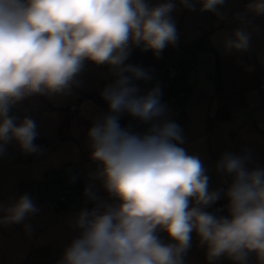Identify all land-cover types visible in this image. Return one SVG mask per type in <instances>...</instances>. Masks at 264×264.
<instances>
[{
    "label": "clouds",
    "instance_id": "obj_1",
    "mask_svg": "<svg viewBox=\"0 0 264 264\" xmlns=\"http://www.w3.org/2000/svg\"><path fill=\"white\" fill-rule=\"evenodd\" d=\"M179 2L189 10L199 3L201 12L224 18L225 0ZM175 9L173 0L154 6L146 0H0V156L13 140L26 154L40 151L33 143L35 122L25 118L17 126L8 115L12 104L31 94L65 92L85 60L109 65L117 77L101 93L109 114L94 122L88 138L91 158L102 165L98 176L118 203L78 213L73 226L80 235L58 264H183L193 230L207 245L210 262L227 255L244 264L254 252L264 264V169L249 171L247 154L224 152L215 169L233 178L224 193L230 218L202 211L220 199L222 190L209 191L203 161L180 146L183 129L164 118L168 108L161 102V86L139 94L134 81H150L151 73L124 63L130 44H143L142 50L151 49L159 58L176 43ZM246 9L264 14V0H252ZM249 40L245 30L237 29L223 44L227 51H247ZM122 112L156 122L143 135L133 133L121 128ZM85 195L96 199L88 189ZM192 199L196 206L189 208ZM3 211L0 224L8 225L38 209L24 194ZM158 227L176 243L163 244Z\"/></svg>",
    "mask_w": 264,
    "mask_h": 264
},
{
    "label": "crops",
    "instance_id": "obj_2",
    "mask_svg": "<svg viewBox=\"0 0 264 264\" xmlns=\"http://www.w3.org/2000/svg\"><path fill=\"white\" fill-rule=\"evenodd\" d=\"M146 2L154 6L164 0ZM250 2L252 0H225L220 7L223 19L210 12H201L199 3L195 10H189L174 2L176 9L171 14L178 39L166 47L206 33L214 50H200L196 55L207 59L211 80L207 88L198 93H194L192 87L190 102L184 108L187 120L181 126L185 142L180 146L203 161L210 177L209 191L222 190L219 200L201 209L216 217L230 218L229 199L224 193L233 178L216 171L215 164L221 155L224 152L236 156L247 154L250 157L245 165L247 170L264 169V100L259 90L264 83V14L247 11L246 5ZM237 29L249 34L248 50H225V38L232 37ZM216 58L217 74L214 73ZM216 76L219 77L218 86ZM116 78L109 65L85 60L82 70L65 92L31 94L10 107L8 115L16 118L17 126L25 118L35 122V140L43 142L44 147L38 153L26 154L13 140L0 156V217L6 214L3 209L12 207L24 194L30 196L38 209L21 223L0 224V264H58L65 249L80 235L81 230L73 226L78 213L85 209L91 211L100 203H118L98 176L102 165L91 158L88 138L94 122L104 116V109L92 96L103 99L102 91ZM157 83L156 78L152 79L139 94H145ZM221 104L226 117H215ZM69 105H76L73 114L68 112ZM167 108L164 118L175 121L179 110L170 105ZM155 122L140 121L138 134H145ZM73 182L81 185L79 196L58 209L53 208L51 203L58 199L65 183ZM86 189L95 195V200L85 195ZM218 202L225 205L222 214L213 210ZM193 206H196L194 199L190 200L189 208ZM156 235L163 244L176 243L160 227ZM190 244L183 254V264H240L227 255L210 262L208 247L200 243L195 230L191 233ZM244 264H259L256 254L249 253Z\"/></svg>",
    "mask_w": 264,
    "mask_h": 264
},
{
    "label": "trees",
    "instance_id": "obj_3",
    "mask_svg": "<svg viewBox=\"0 0 264 264\" xmlns=\"http://www.w3.org/2000/svg\"><path fill=\"white\" fill-rule=\"evenodd\" d=\"M143 44L136 46L130 44V54L128 59L124 62L126 65L131 64L134 66L141 67L148 70L153 79H157V84L162 88L163 95L161 97V102L170 105L176 110H179L176 114L175 122L180 125V127L186 122L187 116L184 113V108L190 102V93L192 90V84L186 80L185 75L178 74V68L182 66H187L189 63L195 68V57L200 50H213L207 40L206 33H202L196 38H193L185 43L179 44L177 46H168L163 49L160 53L159 58H157L153 50H142ZM214 51V50H213ZM169 65H174L176 67V76L170 77L167 72ZM215 74L219 73L218 59H215ZM125 75H128L125 73ZM195 80V78H194ZM219 77L216 76V84L219 85ZM150 81L136 80L134 83L142 90L149 86ZM217 88V87H216ZM104 109V115L109 114L108 102L98 95L92 96ZM223 106L219 105L215 117L225 116L222 114ZM226 117V116H225ZM210 117L209 119H211ZM119 124L121 128H126L133 133L140 132V119L131 116L127 112H122L119 114ZM67 190V198L69 202L76 196L75 188L78 187L81 193V185L78 182L65 183L63 186ZM62 187V188H63ZM64 206V205H62Z\"/></svg>",
    "mask_w": 264,
    "mask_h": 264
},
{
    "label": "built area",
    "instance_id": "obj_4",
    "mask_svg": "<svg viewBox=\"0 0 264 264\" xmlns=\"http://www.w3.org/2000/svg\"><path fill=\"white\" fill-rule=\"evenodd\" d=\"M173 2H176V3H180L179 0H173ZM167 72H168V75L170 77H175L176 76V67L174 65H169L168 68H167ZM259 90H260V94H261V97H262V100H264V83H262L260 86H259ZM76 110V105H69L68 107V112L73 114ZM33 143L41 150L43 149L44 147V144L43 142L39 141V140H34ZM80 189L75 188V193H76V196L78 197V192H79ZM67 190L65 187H63L61 189V192L59 194V197L57 200L53 201L51 203V206L55 209H58L59 207H61L62 205H65V204H68L69 203V200L67 198ZM225 209V205L224 203L222 202H218L216 203V205L213 207V210L214 212H216L217 214H222L223 211Z\"/></svg>",
    "mask_w": 264,
    "mask_h": 264
},
{
    "label": "rangeland",
    "instance_id": "obj_5",
    "mask_svg": "<svg viewBox=\"0 0 264 264\" xmlns=\"http://www.w3.org/2000/svg\"><path fill=\"white\" fill-rule=\"evenodd\" d=\"M196 62V76L195 83L192 85L194 93H198L199 90H205L210 84L211 77L208 75V61L204 56L198 55L195 59ZM189 67L182 66L178 68V74H183L188 80Z\"/></svg>",
    "mask_w": 264,
    "mask_h": 264
},
{
    "label": "water",
    "instance_id": "obj_6",
    "mask_svg": "<svg viewBox=\"0 0 264 264\" xmlns=\"http://www.w3.org/2000/svg\"><path fill=\"white\" fill-rule=\"evenodd\" d=\"M188 67H189L188 82L193 85L195 82L194 78L196 76V70L190 63Z\"/></svg>",
    "mask_w": 264,
    "mask_h": 264
}]
</instances>
